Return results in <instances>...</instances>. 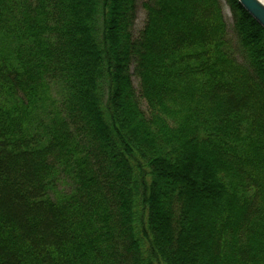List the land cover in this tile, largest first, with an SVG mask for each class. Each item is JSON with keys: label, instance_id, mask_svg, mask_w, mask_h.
<instances>
[{"label": "trees", "instance_id": "obj_1", "mask_svg": "<svg viewBox=\"0 0 264 264\" xmlns=\"http://www.w3.org/2000/svg\"><path fill=\"white\" fill-rule=\"evenodd\" d=\"M136 2L0 0V264H264V30Z\"/></svg>", "mask_w": 264, "mask_h": 264}, {"label": "rangeland", "instance_id": "obj_2", "mask_svg": "<svg viewBox=\"0 0 264 264\" xmlns=\"http://www.w3.org/2000/svg\"><path fill=\"white\" fill-rule=\"evenodd\" d=\"M220 1L222 4L224 20H225V23L227 25L228 36L232 40L233 44H236V39H235L234 32H233V19H232L231 12H230L225 0H220ZM144 3H145V0H137V2H136V18H135L134 26L132 29V34H133V37L135 39H137L139 37V34L144 27L145 17H146V13H145V10L143 8ZM132 73H133V66L131 68V74ZM132 83H133V88L135 91L138 106H139L141 111H143L144 113H147L146 103L144 102V100L140 96L138 79L134 75H132ZM64 187L65 186H62V188H64Z\"/></svg>", "mask_w": 264, "mask_h": 264}, {"label": "water", "instance_id": "obj_3", "mask_svg": "<svg viewBox=\"0 0 264 264\" xmlns=\"http://www.w3.org/2000/svg\"><path fill=\"white\" fill-rule=\"evenodd\" d=\"M237 2L264 30V3L261 0H237Z\"/></svg>", "mask_w": 264, "mask_h": 264}, {"label": "bare ground", "instance_id": "obj_4", "mask_svg": "<svg viewBox=\"0 0 264 264\" xmlns=\"http://www.w3.org/2000/svg\"><path fill=\"white\" fill-rule=\"evenodd\" d=\"M264 3V0H261Z\"/></svg>", "mask_w": 264, "mask_h": 264}]
</instances>
